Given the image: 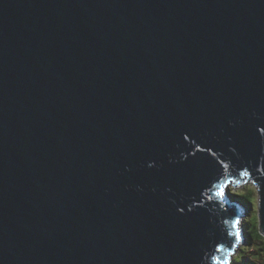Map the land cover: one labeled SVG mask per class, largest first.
I'll return each instance as SVG.
<instances>
[{
    "label": "water",
    "instance_id": "obj_1",
    "mask_svg": "<svg viewBox=\"0 0 264 264\" xmlns=\"http://www.w3.org/2000/svg\"><path fill=\"white\" fill-rule=\"evenodd\" d=\"M249 182L264 0H0V264H234Z\"/></svg>",
    "mask_w": 264,
    "mask_h": 264
},
{
    "label": "rangeland",
    "instance_id": "obj_2",
    "mask_svg": "<svg viewBox=\"0 0 264 264\" xmlns=\"http://www.w3.org/2000/svg\"><path fill=\"white\" fill-rule=\"evenodd\" d=\"M227 191L233 193V197L239 199L244 205L246 209L245 214L243 215L245 230L248 234V238H252L253 242H257V239L259 238L258 236L261 234L258 229V195L256 187L254 186V184L249 182L241 184L237 187H232V185H230L228 186ZM242 223L240 225V228H243ZM244 243L245 236L243 237V241L238 246L237 250L230 256L231 259L239 252V248L244 246ZM243 252L246 256L257 259L259 264H264V261L259 260L260 257L257 254H251V252H254L252 251V249H249L247 251L245 248H243ZM238 260H240V258H238Z\"/></svg>",
    "mask_w": 264,
    "mask_h": 264
},
{
    "label": "trees",
    "instance_id": "obj_3",
    "mask_svg": "<svg viewBox=\"0 0 264 264\" xmlns=\"http://www.w3.org/2000/svg\"><path fill=\"white\" fill-rule=\"evenodd\" d=\"M231 194L233 195V193ZM242 224H243V228L240 229V231L242 232V234L240 233V238L241 236L243 237L245 236V243L243 247L239 248V252L231 260L234 264H259L257 259L246 256L243 252V248H245L247 251L249 249H252V251L254 252H251V254H257L260 257V258L258 257L259 260L264 261V236L259 235L257 242H253L252 238H248V234L245 230L244 219ZM238 258H240V260H238Z\"/></svg>",
    "mask_w": 264,
    "mask_h": 264
},
{
    "label": "snow or ice",
    "instance_id": "obj_4",
    "mask_svg": "<svg viewBox=\"0 0 264 264\" xmlns=\"http://www.w3.org/2000/svg\"><path fill=\"white\" fill-rule=\"evenodd\" d=\"M235 224L238 226L239 225V221L237 220L236 222H235ZM235 236H236V243L238 244L239 243V241H240V233H239V230L237 229V231L235 232ZM233 251H234V249H233ZM231 253H229V255H230Z\"/></svg>",
    "mask_w": 264,
    "mask_h": 264
}]
</instances>
